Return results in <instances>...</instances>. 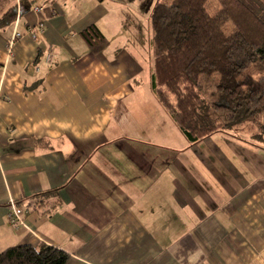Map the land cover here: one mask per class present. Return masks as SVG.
Listing matches in <instances>:
<instances>
[{
  "label": "crops",
  "instance_id": "0c3cea01",
  "mask_svg": "<svg viewBox=\"0 0 264 264\" xmlns=\"http://www.w3.org/2000/svg\"><path fill=\"white\" fill-rule=\"evenodd\" d=\"M138 4L10 0L17 31L42 33L8 54L14 27L0 28V253L44 244L67 264H264V164L227 133L178 146L130 18ZM91 26L98 52L82 36ZM10 201L26 229L8 224Z\"/></svg>",
  "mask_w": 264,
  "mask_h": 264
},
{
  "label": "trees",
  "instance_id": "16d2710c",
  "mask_svg": "<svg viewBox=\"0 0 264 264\" xmlns=\"http://www.w3.org/2000/svg\"><path fill=\"white\" fill-rule=\"evenodd\" d=\"M207 1H156L148 20L151 91L190 147L217 133L264 144V0H216L214 16ZM14 19L10 0H0V28ZM226 23L232 24L230 35L223 33ZM82 36L95 52L106 44L94 26ZM215 74L220 100L209 102L199 78ZM68 261L66 253L44 244L0 253V264Z\"/></svg>",
  "mask_w": 264,
  "mask_h": 264
},
{
  "label": "rangeland",
  "instance_id": "374dc122",
  "mask_svg": "<svg viewBox=\"0 0 264 264\" xmlns=\"http://www.w3.org/2000/svg\"><path fill=\"white\" fill-rule=\"evenodd\" d=\"M157 0H139V4L137 5V8L134 9V11L130 12V18L133 19L135 22V28L138 32V43L141 45L147 44V41L149 39V33H148V20L149 16L152 12V9L155 5ZM206 11L208 15L214 16L219 11V5L216 0H208L206 3ZM132 22V24H134ZM134 28V27H133ZM223 33L225 35H230L233 32V27L231 23H226L223 26ZM219 76L217 74L207 77V76H201L199 78V85H200V91L202 96L209 102L213 101H219L220 96L216 93V85L218 83ZM168 123H173L172 120L168 117L167 118ZM174 125V123L172 124ZM163 127L164 131L168 132L170 130L165 123L161 125ZM174 129V133H172L173 136H179L178 146L183 143L182 135L178 131V128L175 126H172ZM241 135V134H240ZM238 134V136L240 137ZM244 139L250 141L249 135L245 134ZM185 141V140H184ZM251 145L255 146L254 150L246 149L248 154H251V151L253 153H257L259 155L258 161L261 164H264V144L263 143H255L252 140L249 142ZM264 170V168H263ZM254 172V171H253Z\"/></svg>",
  "mask_w": 264,
  "mask_h": 264
},
{
  "label": "built area",
  "instance_id": "2783aa9c",
  "mask_svg": "<svg viewBox=\"0 0 264 264\" xmlns=\"http://www.w3.org/2000/svg\"><path fill=\"white\" fill-rule=\"evenodd\" d=\"M35 11H38V8H36ZM18 19H19V12H16V16L13 22L14 30L7 44L8 54H10L13 45L24 37H28L33 42H38L40 40L42 28L39 24H36L35 26L28 28L24 33H19L17 31ZM50 58H51L50 54L47 53L46 54L47 63H50ZM7 210L8 211H7L6 219L8 224L13 229L18 230L19 228H25V229L27 228L24 220V214L27 213V211L24 208L20 207L13 201H10L7 206Z\"/></svg>",
  "mask_w": 264,
  "mask_h": 264
}]
</instances>
